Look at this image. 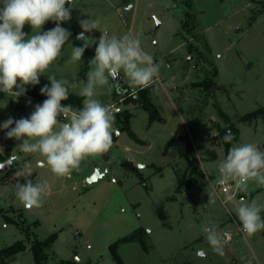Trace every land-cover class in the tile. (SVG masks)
I'll list each match as a JSON object with an SVG mask.
<instances>
[{
  "label": "rangeland",
  "instance_id": "rangeland-1",
  "mask_svg": "<svg viewBox=\"0 0 264 264\" xmlns=\"http://www.w3.org/2000/svg\"><path fill=\"white\" fill-rule=\"evenodd\" d=\"M186 2L192 5L190 10ZM128 7L132 8L126 12ZM72 8L70 21L61 25L72 35L61 58L35 85L37 92L41 95L40 89L50 86L48 75L86 79L95 45L85 49L82 61H68L72 46L84 43L77 39L82 31L79 20L98 18L99 31L117 37L131 33L160 64L159 79L148 88H153L152 102L162 121L151 122L138 104L140 91L148 88H133L121 73V84L99 89L97 97L122 108L115 115L119 135L114 134L109 151L86 158L65 178L37 167L39 156L19 154L21 159H16L13 149L19 142L6 138V130L0 129V162L15 158L13 170L0 174V264L2 258L3 264H35L32 244L52 234L57 239L46 251V264H118L111 246L137 230L144 231L141 241L118 248L123 264H264V230L248 237L235 212L245 193L234 183H225L230 185L229 194L221 193L218 165L227 155L221 137L203 138L217 132L216 123L224 126L221 110L240 130L232 146L253 143L264 151V115L252 123L240 122L244 115L264 108V0H73ZM188 11L196 26L192 35L182 30ZM54 27L49 21L43 30ZM23 31L30 35L31 26L26 24ZM99 31L86 35L98 40ZM206 80L215 86L210 90L195 86ZM43 101L27 91L18 99L0 92V124L9 117H28ZM127 113L130 130L140 142L123 129L121 119ZM189 141L202 176L196 185L177 193L178 179L187 168ZM126 161L138 170L124 165ZM25 162L32 163L29 175L17 177ZM96 171L106 175L89 185ZM27 179L47 180L51 186L41 208L25 209L15 196V185ZM246 198L264 204V187L250 182ZM206 225L233 235L223 255L207 243ZM16 241H25L26 250L15 258L4 257L1 252ZM199 250L203 256L197 255Z\"/></svg>",
  "mask_w": 264,
  "mask_h": 264
},
{
  "label": "clouds",
  "instance_id": "clouds-1",
  "mask_svg": "<svg viewBox=\"0 0 264 264\" xmlns=\"http://www.w3.org/2000/svg\"><path fill=\"white\" fill-rule=\"evenodd\" d=\"M72 4L73 0H0V92L18 99L26 93L27 86L38 85L40 77L61 58L72 35L61 25L70 21ZM49 21L55 27L44 31L43 26ZM26 24L31 26L30 35L23 31ZM79 25L82 31L77 39L84 43L72 46L68 63L82 61L85 49L94 44L95 53L89 61L86 79L73 77L70 81L48 75L50 86L45 84L40 89L47 98L36 104L28 117L18 120L9 117L0 124V129L6 130V138L19 142L13 149L16 159H21L19 154L39 156L36 166L46 167L58 178L69 177L79 170L86 158L109 151L114 134L119 135L113 109L97 98L98 90L112 87L121 73L133 88L140 89L154 85L160 76V64L131 33L117 37L106 30L99 31L98 18L81 19ZM94 30L101 33L98 40L86 35ZM71 92L83 98L82 107L64 103ZM222 139L231 144L235 137L229 129ZM31 167V162H25L16 171L17 177L29 175ZM218 172L220 183H234L245 193L235 208L242 232L251 237L264 230L261 216L264 204L246 198L250 182L264 187V151L253 143L234 144L219 163ZM50 188L47 180L33 183L27 179L15 185V196L25 209L41 208ZM203 233L212 251L223 255L228 234H221L215 225L204 226ZM197 255L203 256V250Z\"/></svg>",
  "mask_w": 264,
  "mask_h": 264
},
{
  "label": "trees",
  "instance_id": "trees-1",
  "mask_svg": "<svg viewBox=\"0 0 264 264\" xmlns=\"http://www.w3.org/2000/svg\"><path fill=\"white\" fill-rule=\"evenodd\" d=\"M186 4H187V9L190 10L192 5H190V3L188 2H186ZM185 15H186V20L184 23H182V30L186 35L188 34L192 35L196 27L193 21L194 19L192 18L193 16L191 12L189 11L186 12ZM215 76H216V73L213 75V77ZM195 86L207 88L208 90H210L212 87L215 86V83L213 80H208V81L206 80V81L195 84ZM152 91H153V88L141 90L139 94L138 104L149 113L151 122L152 121H162V117L159 115L158 109L152 102V98H151ZM27 94L37 100H45L47 98L46 96L40 95L37 92L35 86H31V85L27 86ZM82 100H83L82 97H79V96L74 95L73 93H70L69 99L64 103L71 104L73 105L74 108H80L82 107ZM218 114H219V117L223 120L224 126H221L220 123H216L215 128L217 130V133L221 137L222 143L225 146V150L227 154V151L232 146V143L235 141H238L239 136H240V130L234 123L231 122V119L229 118V116L226 115L224 112L219 110ZM263 115H264V108H261L257 111L244 115L243 117L240 118V122L252 123L254 120L259 119ZM130 117L131 115L128 113L123 115L121 119L122 124H123V129L127 130L130 136L135 141L140 142V140L130 130ZM229 129L234 134L235 139L232 141L231 144H226L223 141L222 137L225 134V132L228 131ZM185 158L187 161V168H186L184 175L178 179V185L176 189L177 193H181L183 189L190 188L196 185L198 178L202 176L201 171H199V160L196 158L194 154V146L191 141H189L187 145L186 152H185ZM124 165H128L130 168H132L133 171L138 170L135 166H133L127 161L124 162ZM12 170L13 169L9 170V172H11ZM141 182L145 184L144 181H141ZM8 222L15 223L14 221L10 219H8ZM143 232H144L143 230H137L130 236H127L117 241L111 246L110 252L112 254V257L114 258V260H116L118 264H123V261L121 260L118 254L119 246L123 243L141 241V234ZM56 239H57V235L52 234L46 241H43V242L35 241L32 244L31 249L33 252V258H34L35 264H46V260H47L46 251L48 250V248H50L54 244ZM26 248H27V243L25 241H16L11 246L5 248L1 253L6 258H10V257L15 258L18 254L23 253L26 250ZM59 264H77V263L70 262V261L68 262L59 261Z\"/></svg>",
  "mask_w": 264,
  "mask_h": 264
},
{
  "label": "water",
  "instance_id": "water-1",
  "mask_svg": "<svg viewBox=\"0 0 264 264\" xmlns=\"http://www.w3.org/2000/svg\"><path fill=\"white\" fill-rule=\"evenodd\" d=\"M66 7H69V5H66ZM132 7H128L126 9V12H129L130 9ZM159 26V24H157V27ZM79 41H82L80 39H78ZM116 85H120L121 84V77H119V80L115 83ZM14 162H15V158L14 157H10L7 160H5L4 162H0V174H7L9 172V170L14 168ZM106 174L101 175L99 171H96V173L88 179V183L89 185H95L99 180H101L102 178L105 177ZM4 262V258H2L1 263L3 264Z\"/></svg>",
  "mask_w": 264,
  "mask_h": 264
},
{
  "label": "built area",
  "instance_id": "built-area-1",
  "mask_svg": "<svg viewBox=\"0 0 264 264\" xmlns=\"http://www.w3.org/2000/svg\"><path fill=\"white\" fill-rule=\"evenodd\" d=\"M111 107L113 109L114 115H118V114H120L122 112V108L120 106L111 105ZM218 136H219V134L217 132H215L213 134V136H204L203 138L205 140H209V139H212V138H215V137H218ZM230 189H231L230 185L229 184L227 185V184L224 183V184H222V187H221V193L227 195V194L230 193ZM236 189H237V187H236ZM232 195H234V194H232ZM225 232L228 234L227 237H226V239H227V243L226 244H229L233 240V235L230 232H228V231H225Z\"/></svg>",
  "mask_w": 264,
  "mask_h": 264
}]
</instances>
